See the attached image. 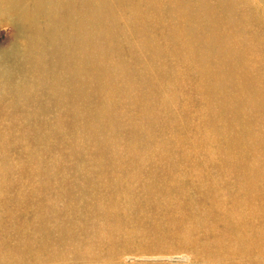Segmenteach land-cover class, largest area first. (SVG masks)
Wrapping results in <instances>:
<instances>
[{
	"label": "rangeland",
	"instance_id": "rangeland-1",
	"mask_svg": "<svg viewBox=\"0 0 264 264\" xmlns=\"http://www.w3.org/2000/svg\"><path fill=\"white\" fill-rule=\"evenodd\" d=\"M128 1L130 7L138 10L140 17L142 12L147 13V8H153L150 10L153 12L160 7L158 9H162L164 15L162 25L180 26L182 23L180 16L184 6L179 8L175 0ZM195 1L188 0L186 9L194 10L189 2L194 7L191 2ZM219 1L222 3L219 12L212 10L211 16L206 17L214 36L219 38L217 48L224 58L219 71L220 79L225 82L224 92L230 95L237 93L236 98L230 97L229 111H226L221 94L211 93L214 72L217 73V68L214 70L212 66L214 58L210 60L209 55L202 52L190 58L179 47L180 35L166 36L153 26L143 31L151 38V45H140L129 27L132 24L127 16L130 8L118 15L124 7L117 0H109L118 28L113 40L112 58L104 63L103 70L118 76L119 72L113 65L120 59L127 79L133 77L134 81L133 75H141L154 86L159 82L162 84L158 94L150 100H142L140 104L129 95L136 90L132 83H127L119 95H114L109 108L119 122H112L114 131L109 130L110 141L104 140L101 134L93 137L89 132L85 133V118L73 98L59 99L42 82H25V77L35 72V77L38 76L39 67L49 75L55 67L53 69L41 61L47 57L44 52L31 54L42 66L24 63L21 39L28 28L20 21L2 19L0 13V177L38 179L44 180L45 184L57 181L52 184L51 193L56 199L58 191L64 192L67 185L81 184L86 169H95L97 163L111 158L188 162L194 168H206L211 175L218 176L222 174V163L238 160L242 155L254 160L264 176V0H226L231 4L229 6H225L223 0ZM208 3L213 9L217 0H208ZM125 6L129 7V4ZM169 14L173 15L172 20ZM145 25L152 24L146 21ZM176 29L172 28V31L177 32ZM150 103L153 109H162L161 114L166 119L154 122L153 129L136 123L141 112L139 109L142 106L149 109ZM139 105L142 106L137 108ZM119 114L126 121L129 118L134 123L133 130L140 134L138 139L143 148L136 153L132 147L122 150L126 147L123 142L125 129ZM236 120L237 125L223 131L225 125ZM136 137V133H130L128 139ZM229 137H239L240 143L226 147ZM98 139L107 144L102 143V148L95 149ZM163 141L166 143L164 146L161 144ZM253 141L260 142L253 144ZM22 200L28 203L31 197L23 193ZM69 201L68 197L56 199L54 209L57 210L48 213L58 220L64 218L59 209ZM34 207H38V203L33 204ZM27 213H33L30 207L20 210L0 208V226L3 228L0 238L1 243L4 241L0 247V264H264V248L247 253L235 252L233 249L240 250V246L230 241L223 243L221 253L195 257L175 240L163 239V234L155 238L166 247L160 251L109 254L107 243L100 244L93 237H84L79 227L73 235L64 236L61 240L51 233L48 238H42L38 234V220L34 226L29 223L26 226L29 222ZM81 222L83 219L77 217L74 224L80 226ZM6 225L12 228L8 229ZM50 231L55 233L61 229L51 227ZM31 235L35 238L26 237ZM43 240L48 245L41 246Z\"/></svg>",
	"mask_w": 264,
	"mask_h": 264
},
{
	"label": "bare ground",
	"instance_id": "bare-ground-1",
	"mask_svg": "<svg viewBox=\"0 0 264 264\" xmlns=\"http://www.w3.org/2000/svg\"><path fill=\"white\" fill-rule=\"evenodd\" d=\"M117 2L124 7L118 15L130 8L127 16L132 24L129 27L135 32L140 45L151 42L143 31L153 26L166 36L180 35L182 40L179 47L190 58L201 52L209 55L210 60L214 58L212 66L214 70L217 68V73L214 72L211 93L221 94L226 111H229L230 97L236 98L237 93L230 95L224 92L225 82L219 74L224 58L217 48L219 38L214 36L215 32L206 17L211 16L209 13L212 10L219 12L218 8L222 5L219 0L213 9L208 0L191 2L194 7L189 2L194 10L186 9L188 0H175L179 8L184 6L180 26L162 25L164 15L163 10L158 9L160 7L153 12L150 11L153 8H147V13L142 12L140 17L138 10L130 7L128 0ZM222 2L225 6L231 5L226 0ZM109 3V0H0V13L2 19L20 21L28 28L21 39L23 62L41 65L31 54L44 52L47 57L44 56L41 61L53 69L55 67L51 75L43 73L39 67L38 76L35 77V72L25 77V82H42L50 93L57 95L56 98H73L85 118V133L89 132L93 137L101 134L104 140L110 141L109 130L114 131L112 122H119L109 108L114 95H119L127 83H132L136 90L129 95L140 104L142 100H150L158 94L162 84L159 82L154 86L141 75H133L134 81L133 77L127 79L120 59L116 61L118 64L113 65L115 71L119 72L118 76L114 75L113 67V73L103 70L104 63L112 58L115 48L113 40L118 28L111 12L114 9ZM168 17L172 20L173 15L169 14ZM146 21L152 25H145ZM176 27L177 32L172 31ZM246 97L251 98L250 95ZM148 106L149 109L145 110L144 106L139 109L141 112L136 123L153 129L156 125L154 122L166 119L161 114L162 109H153L152 103ZM119 116L124 120L125 129L123 142L126 147L122 150L132 147L136 153L143 148L138 139L140 134L133 130L134 123L129 118L126 121L123 115ZM237 124V120L231 121L223 131ZM130 133H136L137 137L128 139ZM238 139L230 138L225 146L239 144ZM256 142L260 141H253V144ZM102 143L107 144L98 139L94 144L95 149L102 148ZM161 144L166 145L164 141ZM241 156L238 160L222 163V174L218 176L211 175L206 168H194L188 162L176 163L166 159L111 158L99 162L95 169L85 170L81 184L67 185L64 192L58 191L59 197L56 199L68 197L71 200L59 209L64 215L59 220L48 213L57 210L54 209L56 199L51 194L52 184L57 181L45 184L44 180L38 179L0 177V208L20 210L30 207L33 213H27L29 222L26 226L28 223L34 226L38 220V234L42 238H48L51 233L61 240L64 236L73 235L79 227L84 237H93L100 244L107 243L110 246L107 252L114 255L160 251L166 247L155 241L156 237L160 238L158 234H163V239L175 240L188 248L195 257L221 253L223 243L230 241L240 246V250L233 249L235 252L260 251L264 248L263 171L254 160ZM26 192L31 197L28 203L22 200V194ZM35 203H38V207L32 208ZM77 217L83 219L80 226L74 224ZM6 226L12 228L11 225ZM51 227L61 231L52 233ZM26 237L35 238L33 235ZM3 242L0 247H3ZM40 245L48 243L43 240Z\"/></svg>",
	"mask_w": 264,
	"mask_h": 264
}]
</instances>
